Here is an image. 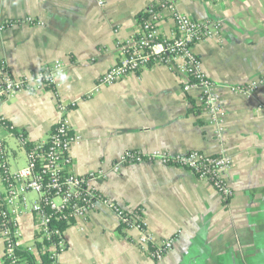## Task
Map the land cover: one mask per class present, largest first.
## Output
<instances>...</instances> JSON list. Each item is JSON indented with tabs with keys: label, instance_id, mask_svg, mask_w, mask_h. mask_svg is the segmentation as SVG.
<instances>
[{
	"label": "crops",
	"instance_id": "crops-1",
	"mask_svg": "<svg viewBox=\"0 0 264 264\" xmlns=\"http://www.w3.org/2000/svg\"><path fill=\"white\" fill-rule=\"evenodd\" d=\"M174 1L194 19L222 21L220 34L194 50L225 106L223 129L204 111L199 90H184V78L161 64L82 99L118 62L121 41L136 35L140 14L154 0H0V19L30 16L43 23L0 30V60L13 74L28 75L58 60L66 68L54 89H23L0 100V141L11 169L27 164V152L1 119L30 142L42 141L58 120V99L77 100L68 112L81 135L72 148L73 170L106 171L105 179L94 182L100 192L122 206L142 208L157 237L176 236L173 250L155 260L137 245L141 232L101 206L83 225L67 227L59 264H264V0ZM160 27L166 37L175 33L167 15ZM254 80L261 83L250 94L229 87ZM12 138L15 146L8 143ZM127 149L225 153L233 159L225 174L233 196L225 199L210 181L161 162L112 171ZM21 228L20 244L30 246L34 218L23 217ZM4 251L0 234V264Z\"/></svg>",
	"mask_w": 264,
	"mask_h": 264
},
{
	"label": "built area",
	"instance_id": "built-area-1",
	"mask_svg": "<svg viewBox=\"0 0 264 264\" xmlns=\"http://www.w3.org/2000/svg\"><path fill=\"white\" fill-rule=\"evenodd\" d=\"M166 15L175 26L172 37H166L160 27ZM21 23L43 24L30 16L0 19V30ZM222 25L221 20L192 18L182 12L174 0H154L140 14L136 35L121 41L118 62L99 76L95 88L82 99L93 97L104 85L116 83L145 67L161 64L184 78V90H199L204 111L223 129L225 106L216 93L215 81L207 76L202 59L194 50L196 43L218 36ZM65 70L64 63L58 60L53 66L16 76L7 63L0 60V100L23 89H54ZM260 83L254 80L229 87L233 92L250 94ZM77 103V100L58 99V120L42 141L30 142L22 131L15 134L27 152L28 162L21 168L11 169L8 149L0 141V234L5 243L4 264H59V256L66 249L67 227L83 225L101 206L112 209L126 228L138 229L141 235L137 245L148 251L153 259L162 260L173 250L176 236L157 237L148 229L142 208L122 206L100 192L94 182L105 179L106 171L100 169L82 175L73 170L72 148L81 140V135L74 131L68 112ZM142 162H161L189 170L200 179L210 181L225 199L233 196L225 178L226 172L233 167V159L225 153L208 154L194 149L173 154L164 150L127 149L115 160L112 171L119 172L126 165ZM25 216H32L36 227L34 242L27 247L20 244L21 223ZM19 248L34 252L35 257L30 259L18 252Z\"/></svg>",
	"mask_w": 264,
	"mask_h": 264
},
{
	"label": "trees",
	"instance_id": "trees-1",
	"mask_svg": "<svg viewBox=\"0 0 264 264\" xmlns=\"http://www.w3.org/2000/svg\"><path fill=\"white\" fill-rule=\"evenodd\" d=\"M1 122L7 126L12 132H14L15 134H19L20 131L17 129V127L15 126H12L8 121L6 120H2L1 119ZM20 253L24 254V255H27L30 259H33L35 256H34V252H30L28 251L27 249L25 248H19V251Z\"/></svg>",
	"mask_w": 264,
	"mask_h": 264
},
{
	"label": "rangeland",
	"instance_id": "rangeland-1",
	"mask_svg": "<svg viewBox=\"0 0 264 264\" xmlns=\"http://www.w3.org/2000/svg\"><path fill=\"white\" fill-rule=\"evenodd\" d=\"M8 143L10 144V146H15L16 145V142H15V140L13 138L10 139Z\"/></svg>",
	"mask_w": 264,
	"mask_h": 264
}]
</instances>
